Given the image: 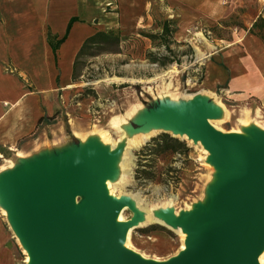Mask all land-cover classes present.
Returning <instances> with one entry per match:
<instances>
[{
    "label": "water",
    "instance_id": "obj_1",
    "mask_svg": "<svg viewBox=\"0 0 264 264\" xmlns=\"http://www.w3.org/2000/svg\"><path fill=\"white\" fill-rule=\"evenodd\" d=\"M146 107L200 141L216 171L227 172L211 192L214 209L199 204L174 220L190 235L186 251L155 263L124 248L126 233L138 219L117 223L126 203L108 199L99 157L80 155L76 139L0 173V206L8 210L31 264H258L264 250V132L255 129L254 143L216 130L209 119L218 116L206 109L170 115L158 101Z\"/></svg>",
    "mask_w": 264,
    "mask_h": 264
},
{
    "label": "crops",
    "instance_id": "obj_2",
    "mask_svg": "<svg viewBox=\"0 0 264 264\" xmlns=\"http://www.w3.org/2000/svg\"><path fill=\"white\" fill-rule=\"evenodd\" d=\"M170 1L176 2L186 20L202 10L210 12V0ZM148 2L0 0V173L20 159L78 139L72 122L87 130L86 122L72 113V101L82 92L80 75L74 78L78 54L84 42L99 31H130L139 25L150 12ZM261 12L242 38L217 52L210 49L204 62L203 90L238 110L245 106L253 111L264 109V40L252 33L258 20L264 19ZM73 18L78 21L67 34ZM14 249L13 236L0 216V264H15Z\"/></svg>",
    "mask_w": 264,
    "mask_h": 264
},
{
    "label": "rangeland",
    "instance_id": "obj_3",
    "mask_svg": "<svg viewBox=\"0 0 264 264\" xmlns=\"http://www.w3.org/2000/svg\"><path fill=\"white\" fill-rule=\"evenodd\" d=\"M231 1L210 0V12L202 10L186 20V16L179 14L176 2L162 0L155 5L154 0H149L150 12L138 21L139 25L130 31L123 30L122 40H103L80 58L78 75L82 92L72 101L74 117L85 121L86 131L90 133L94 126L107 128L109 120L124 115L132 103L151 106L170 82L171 92L177 89L181 93H197L206 89L203 67L207 53L215 49L217 52L234 39L242 38L244 31L255 21L258 10L264 15V0ZM167 19L176 22L171 30L178 27L177 33L164 34L162 22ZM141 32L156 37H146ZM198 35H202L205 41L198 40ZM198 48L205 54L203 59L198 58ZM219 99L230 111L235 110L219 124V128L225 131L240 128L238 108H233V104L224 98V101ZM162 133L168 132L156 133L132 152L133 180L127 184L125 192L138 194L148 203L176 196L175 209L182 211L203 199L216 169L208 164L202 146L190 139L175 137L187 144L189 151L185 154L168 153L155 159L148 152L142 153L144 147ZM142 171L150 175L146 176ZM151 176H154L153 180L148 179ZM0 216L13 236L14 263L25 264L24 247L1 208ZM124 217L129 220L132 213L126 211ZM131 239L132 246L139 252L161 260L174 257L181 246V236L159 224L134 229Z\"/></svg>",
    "mask_w": 264,
    "mask_h": 264
},
{
    "label": "bare ground",
    "instance_id": "obj_4",
    "mask_svg": "<svg viewBox=\"0 0 264 264\" xmlns=\"http://www.w3.org/2000/svg\"><path fill=\"white\" fill-rule=\"evenodd\" d=\"M198 40L205 41L202 35H198ZM197 54L199 59L205 57L204 52L199 48L197 49ZM171 90L172 83L170 82L168 85H165V91L157 98L162 110L170 115L189 113L196 109H206L211 114H217L218 116L209 119L210 124L216 130L224 134H242L254 143L257 142L253 137L255 129L264 132V123L262 122L264 115L261 109L253 111L248 106L241 107L239 109L240 128L225 131L219 128V124L223 123L234 112L230 111L213 92L201 90L197 93H181L177 89H174L173 92ZM151 114L145 105L138 102L130 104L124 115L113 116L109 120L107 128L94 126L89 133L76 122H72V125L75 136L79 139L77 146L78 153L80 155H89L94 152L100 159V170L108 199L115 201L123 200L126 203V206L120 210L117 216V223L128 221L124 217L126 211H130L132 217L135 216L138 219L137 224L131 227L126 233L123 243L124 248L130 250L145 261L161 263L167 262L171 258L161 260L158 257H149L147 254L139 252V249L132 246L131 234L133 230L142 226L159 224L178 233L181 236V246L179 252L174 257L179 256L182 252L186 251V241L190 235L182 228L176 227L174 220L180 218L181 212H191L199 207V204L210 210L214 209V200L211 192L219 183L224 181L227 172L220 170L214 171V175L208 181L209 185L207 190L209 192L205 194L200 202L189 205L187 209L182 211L175 209L176 196L159 201L158 203H148L138 194L125 192L127 184H130L133 180L132 170L134 164L132 152L145 144L151 136L158 132H168L174 137L191 140L187 134L181 133L179 130L169 126L164 120L154 117ZM196 143L202 146L201 151L203 148L207 156L208 164L214 168V164L210 159L212 154L205 149L200 141ZM14 169L15 164H11L8 168H5L6 171L11 172ZM0 208L2 214L8 217V210L2 206ZM9 225L13 230L12 225L10 223ZM24 252L26 253L25 264H31L28 250L24 248ZM258 264H264V250L258 257Z\"/></svg>",
    "mask_w": 264,
    "mask_h": 264
},
{
    "label": "trees",
    "instance_id": "obj_5",
    "mask_svg": "<svg viewBox=\"0 0 264 264\" xmlns=\"http://www.w3.org/2000/svg\"><path fill=\"white\" fill-rule=\"evenodd\" d=\"M78 21L77 18H73L71 20V22L69 23L68 26V30H67V34L69 33V30L71 29L72 25L74 22ZM176 24L175 21L172 20H164L162 22V31L164 32V34H172V33H177L178 32V27L174 28L173 30H171V26H174ZM177 25V24H176ZM255 30H259L260 32H257ZM123 30L122 29H113V30H109V31H99L97 32L95 35H93L92 37L88 38L79 54H78V59L75 62V74H74V78L77 79L79 77L78 75V66H79V60L82 56H84L87 52V50L92 47V46H96L98 45L101 41H108V40H115L117 42H119V40L123 39V35H122ZM143 33V32H141ZM252 33H254L255 35L260 36L263 40H264V19H259L258 22L254 25V30L252 31ZM144 36L146 37H156V36H152L150 34H146L143 33ZM163 36V34H162ZM162 36H157L162 37ZM65 40V38H63L62 40L58 41L57 44L54 46V49L56 50L58 48V46ZM51 41V38H50ZM157 61V60H155ZM156 63V62H154ZM189 151V148L187 147V144L181 140H179L178 138H175L173 136H171L168 133H162L159 134L157 137L153 138L151 140V142L148 143V145H146L144 147V149L142 150V153H147L149 156L154 157L155 159L160 158L161 156L168 154V153H172V154H185L186 152ZM147 155V154H145ZM142 173H144L146 176H149L150 174L146 171H142ZM148 179H154V176L149 177ZM163 230H165V228H161Z\"/></svg>",
    "mask_w": 264,
    "mask_h": 264
}]
</instances>
